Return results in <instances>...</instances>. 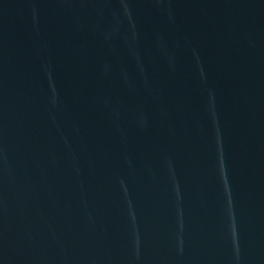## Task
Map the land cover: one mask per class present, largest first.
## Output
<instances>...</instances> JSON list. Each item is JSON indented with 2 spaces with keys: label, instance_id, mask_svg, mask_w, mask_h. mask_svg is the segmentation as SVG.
I'll use <instances>...</instances> for the list:
<instances>
[{
  "label": "water",
  "instance_id": "obj_1",
  "mask_svg": "<svg viewBox=\"0 0 264 264\" xmlns=\"http://www.w3.org/2000/svg\"><path fill=\"white\" fill-rule=\"evenodd\" d=\"M0 264H264V0H0Z\"/></svg>",
  "mask_w": 264,
  "mask_h": 264
}]
</instances>
